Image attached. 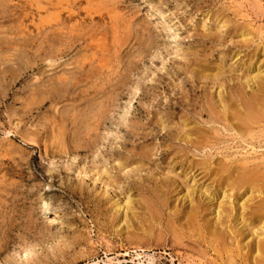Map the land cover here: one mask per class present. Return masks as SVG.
Masks as SVG:
<instances>
[{
    "label": "rangeland",
    "instance_id": "1",
    "mask_svg": "<svg viewBox=\"0 0 264 264\" xmlns=\"http://www.w3.org/2000/svg\"><path fill=\"white\" fill-rule=\"evenodd\" d=\"M263 99L264 0H0V264H264Z\"/></svg>",
    "mask_w": 264,
    "mask_h": 264
},
{
    "label": "bare ground",
    "instance_id": "2",
    "mask_svg": "<svg viewBox=\"0 0 264 264\" xmlns=\"http://www.w3.org/2000/svg\"><path fill=\"white\" fill-rule=\"evenodd\" d=\"M246 40V39H245ZM254 61V60H253ZM260 62V61H259ZM221 66V65H220ZM224 67V66H223ZM258 67V66H257ZM245 68V67H244ZM223 71V70H222ZM243 71V70H242ZM201 73V72H200ZM224 73V72H223ZM226 73V72H225ZM224 73V74H225ZM223 74V75H224ZM243 80V79H242ZM246 80V79H245ZM250 80V79H249ZM248 80V81H249ZM239 81V80H238ZM251 82V81H250ZM255 85V84H254ZM240 86V85H239ZM250 86V85H249ZM224 87V86H223ZM223 87H221V88H223ZM251 88V87H250ZM253 89V88H252ZM225 90V89H224ZM245 90V89H244ZM248 90V89H247ZM251 90V89H250ZM242 91V90H241ZM234 92V91H233ZM220 93V92H219ZM236 93V92H235ZM247 93V92H246ZM258 93V92H257ZM245 94V93H244ZM242 97V96H241ZM240 97V98H241ZM248 97V96H247ZM252 97V96H251ZM243 98V97H242ZM249 99V98H248ZM251 99H253V98H251ZM232 100H234V97H233V99ZM253 100H255V99H253ZM242 101V103H243V101L244 100H241ZM263 101H264V99H263ZM229 102H230V99H229ZM234 102V101H233ZM239 102V101H238ZM234 104V103H233ZM244 104H246V103H244ZM251 104H253V103H251ZM229 105V104H228ZM227 105V106H228ZM243 105V104H242ZM249 105V104H248ZM259 105L261 106L262 105V103H259ZM254 106V105H253ZM242 107V106H241ZM248 107V106H247ZM248 108H251V107H248ZM262 108H264V106L262 107ZM234 109V108H233ZM242 109H244V106H243V108ZM245 109H246V107H245ZM259 109V108H258ZM258 109H254V108H252V110H257L258 111ZM241 110V109H240ZM228 112H229V110H227ZM227 111H226V113H227ZM251 111V110H250ZM264 111V110H263ZM234 112H236L237 113V111H234ZM239 112V111H238ZM245 112V111H244ZM260 112V111H259ZM258 112V113H259ZM262 112V111H261ZM215 113V112H214ZM218 113V112H217ZM240 113H243V110L240 112ZM249 113V112H248ZM253 113V112H252ZM244 114V113H243ZM245 114H246V112H245ZM244 114V115H245ZM250 114V113H249ZM254 114V113H253ZM221 115V114H220ZM230 115V114H229ZM228 115V116H229ZM243 115V116H244ZM260 115V113L258 114V116ZM217 117H219V114L218 115H216ZM227 116V115H226ZM231 116H233V115H230V117ZM235 116V115H234ZM250 116H253V115H251L250 114ZM262 116V115H261ZM238 117V116H237ZM220 118V117H219ZM225 118H227V117H225ZM242 118V117H241ZM255 119H256V117H254ZM258 118V117H257ZM261 118V117H260ZM221 119H223V118H221ZM229 119V118H228ZM228 119H226V120H228ZM235 119V118H234ZM248 119V118H247ZM230 120V119H229ZM232 120V119H231ZM239 120H240V118H239ZM239 120H237V121H239ZM216 122V121H215ZM221 122V121H220ZM248 123V122H247ZM250 123V122H249ZM249 125H251V124H249ZM245 126V124L243 125V127ZM229 127V126H228ZM236 128V127H235ZM238 128V127H237ZM245 128V127H244ZM250 129V128H249ZM203 130V129H202ZM187 131H188V129H187ZM239 132H241V131H239ZM249 132V131H248ZM245 133V132H244ZM197 136V135H196ZM199 136V135H198ZM203 138V137H202ZM191 139H193V138H191ZM189 140V139H188ZM198 140H199V138H198ZM184 141H186V140H184ZM200 141V140H199ZM210 141V140H209ZM186 142H188V141H186ZM192 142V141H191ZM193 146V145H192ZM237 156V155H236ZM249 161V160H248ZM261 161V160H260ZM242 163V162H241ZM240 164V163H239ZM238 164V165H239ZM190 165V164H189ZM223 165V164H222ZM244 165V164H243ZM246 165V164H245ZM213 166V165H212ZM249 166V165H248ZM226 167V166H225ZM238 168V167H237ZM226 169H228V168H226ZM204 170V169H203ZM208 170V169H207ZM218 170V169H217ZM222 170V169H221ZM235 170V169H234ZM252 170V169H251ZM205 171V170H204ZM224 171V170H223ZM232 171V170H231ZM245 171H246V169H245ZM208 172H209V170H208ZM222 172V171H221ZM236 172H238L237 170H236ZM240 172H241V170H240ZM239 172V173H240ZM257 172V171H256ZM225 173V172H224ZM243 173V172H242ZM253 173V172H252ZM229 174V173H228ZM241 174V173H240ZM246 174V173H245ZM244 174V175H245ZM216 174H214V176H215ZM243 175V174H242ZM253 175V174H252ZM230 176V175H229ZM256 177V176H255ZM215 178V177H214ZM245 178V177H244ZM231 179V178H230ZM234 179V178H233ZM256 180V179H255ZM215 181V180H214ZM219 182V184H220V179L218 180ZM235 181V180H234ZM239 181V180H238ZM262 181V180H261ZM232 182V181H231ZM223 183V182H222ZM237 183H239V182H237ZM253 183V182H252ZM255 183H256V181H255ZM263 183H264V180H263ZM248 184H250L249 182H243V183H241V185H239V186H236V187H233L232 188V190H233V192H234V190L235 191H239L240 192V189H242V188H239V187H244L245 185H248ZM214 186V185H213ZM235 186V185H234ZM256 186V185H255ZM253 184H251V187H252V191H254V190H256V191H259L260 190V188H258V187H255ZM221 187V186H220ZM225 187H226V185H225ZM219 188V187H218ZM245 188H246V186H245ZM192 189V188H191ZM196 189V188H195ZM216 189V188H215ZM230 189V188H229ZM232 190H231V192H232ZM245 190V189H244ZM154 191V190H153ZM191 192V191H190ZM220 192V191H219ZM238 192V193H239ZM261 192H263V191H261ZM261 192L259 193V194H261ZM163 193V192H162ZM226 193V192H225ZM251 193V192H250ZM264 193V192H263ZM235 194H237V193H235ZM234 194V195H235ZM242 194V193H241ZM245 194V193H244ZM164 195V194H163ZM261 195H263V194H261ZM231 196V195H230ZM239 196H241L240 195V193H239ZM259 196V195H258ZM189 197V196H188ZM207 197H209V196H206V198ZM256 197H257V194H256ZM233 198V197H232ZM251 198H253V197H251ZM261 198V197H260ZM264 198V197H263ZM229 199H230V197H229ZM228 199V200H229ZM244 199H245V197H244ZM232 200V199H231ZM251 200V199H250ZM254 200H255V198H254ZM258 200V199H257ZM129 201V200H128ZM259 201H261V200H259ZM258 201V202H259ZM232 202V201H231ZM248 202V201H247ZM254 202V201H253ZM257 202V201H256ZM255 202V203H256ZM257 202V203H258ZM117 203V202H116ZM120 203V202H119ZM127 203V202H126ZM125 203V204H126ZM130 203V202H129ZM216 203V202H215ZM191 204V203H190ZM200 204V203H199ZM221 204V203H220ZM231 204V203H230ZM233 204V203H232ZM122 205V204H121ZM121 205H119V207H122ZM173 206H175V205H173ZM232 207H230V208H233L232 210L234 211L235 210V208H234V206L233 205H231ZM258 206V205H257ZM191 207V206H190ZM216 207V206H215ZM151 208V207H150ZM213 208V207H212ZM229 208V209H230ZM168 209V208H167ZM241 209V208H240ZM250 209V208H249ZM214 210V209H213ZM242 210V209H241ZM247 210V209H246ZM245 210V211H246ZM208 211V210H207ZM206 211V212H207ZM217 211H218V209H217ZM215 212V211H214ZM221 212V211H220ZM231 212V211H230ZM201 212H198V214H200ZM213 213V212H212ZM235 213V212H234ZM161 214V213H160ZM216 214H217V212H216ZM227 214V213H226ZM249 214V213H248ZM194 215V214H193ZM225 215V214H224ZM233 215V214H232ZM186 216H188V215H186ZM205 216V215H204ZM248 216H250V218L252 219V220H256V221H262L263 220V218H264V201H262L260 204H259V206L258 207H255V208H253L252 210H251V212H250V214L248 215ZM229 217V216H228ZM230 217H232V216H230ZM240 217V216H239ZM241 217H242V215H241ZM218 218V217H217ZM234 218V217H233ZM193 219V218H192ZM232 219V218H231ZM199 220V219H198ZM201 220H203V219H201ZM217 220V219H216ZM230 220V219H229ZM228 220V221H229ZM242 221V220H241ZM264 221V220H263ZM237 222H238V220H237ZM230 223V222H229ZM249 223V222H248ZM263 223V222H262ZM261 223V224H262ZM208 226V225H207ZM194 227V226H193ZM194 229V228H193ZM201 229V228H200ZM228 229V228H227ZM191 230V229H190ZM195 231V230H194ZM180 233V232H179ZM207 233V232H206ZM224 233V232H223ZM264 236V235H263ZM227 237V236H226ZM235 237V236H234ZM232 238V237H231ZM261 238V237H260ZM236 239V238H235ZM250 240V239H249ZM264 241V240H263ZM229 244V243H228ZM236 246V245H235ZM237 247V246H236ZM242 249V248H241ZM258 250L262 253V252H264V244H259L258 245ZM32 249H28V250H25V251H23L22 253H21V255H23L22 257H27V256H29V255H31L32 254ZM240 254V253H239ZM243 255V254H242ZM241 257H243V256H241ZM258 258H259V256H258ZM260 259V258H259ZM262 259V258H261ZM248 261V260H247ZM253 264H255V263H253Z\"/></svg>",
    "mask_w": 264,
    "mask_h": 264
}]
</instances>
